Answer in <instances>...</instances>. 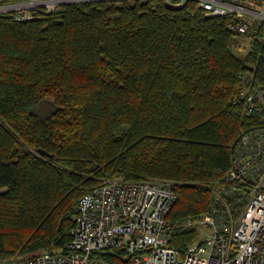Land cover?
Returning <instances> with one entry per match:
<instances>
[{
	"label": "trees",
	"instance_id": "obj_1",
	"mask_svg": "<svg viewBox=\"0 0 264 264\" xmlns=\"http://www.w3.org/2000/svg\"><path fill=\"white\" fill-rule=\"evenodd\" d=\"M169 3L0 15V261L67 252L80 197L107 176L175 183L168 245L183 252L196 240L179 224L204 214L213 191L224 196L235 141L254 125L239 91L264 96V41L238 55L234 16ZM45 99L59 110L40 120L30 109ZM98 255L131 264L120 250Z\"/></svg>",
	"mask_w": 264,
	"mask_h": 264
},
{
	"label": "built area",
	"instance_id": "obj_2",
	"mask_svg": "<svg viewBox=\"0 0 264 264\" xmlns=\"http://www.w3.org/2000/svg\"><path fill=\"white\" fill-rule=\"evenodd\" d=\"M186 1L178 0L176 5ZM193 1L209 15L234 16L227 27L237 34L264 41L259 32L264 23V0ZM62 2L0 3V15L29 20L36 11L49 12L44 7ZM237 103L254 125L235 141L231 167L221 182L224 196L213 191V201L204 214L180 222L183 228L196 227L201 232L183 252L168 245L174 225L167 215L177 199L175 183L107 176L80 197L67 252H45L0 264H107L98 255L107 249L125 252L131 264H264V96L241 90ZM225 195L232 196V202ZM235 203L234 212L230 204Z\"/></svg>",
	"mask_w": 264,
	"mask_h": 264
},
{
	"label": "rangeland",
	"instance_id": "obj_3",
	"mask_svg": "<svg viewBox=\"0 0 264 264\" xmlns=\"http://www.w3.org/2000/svg\"><path fill=\"white\" fill-rule=\"evenodd\" d=\"M28 1V0H27ZM27 1H23V2H27ZM63 2L62 3H59V4H56L54 6H51L50 8H46L44 7V9H49L50 11H53V10H56L57 8H59V6L63 5V4H68V3H74V2H80V1H74V0H62ZM66 1V2H65ZM71 1H74V2H71ZM97 1V0H96ZM110 1V0H108ZM23 2H13V3H23ZM53 2V1H52ZM39 8V7H38ZM23 12H26V10L24 9H21ZM31 12H33V10H29L27 13L28 14H31ZM5 16V15H4ZM35 17V16H34ZM232 41H233V50L236 54L238 55H242L246 52V50H248V47H249V43H250V40L248 39L247 36H244V35H235L233 38H232ZM201 232H198L197 233V237L198 235L200 234ZM204 233V232H203Z\"/></svg>",
	"mask_w": 264,
	"mask_h": 264
},
{
	"label": "water",
	"instance_id": "obj_4",
	"mask_svg": "<svg viewBox=\"0 0 264 264\" xmlns=\"http://www.w3.org/2000/svg\"><path fill=\"white\" fill-rule=\"evenodd\" d=\"M78 1L82 2V1H90V0H78ZM57 110H59V106L55 105L52 101L45 99L40 101L36 106L32 107L30 109V114L37 117L40 120H45L48 117H50L53 113H55Z\"/></svg>",
	"mask_w": 264,
	"mask_h": 264
},
{
	"label": "bare ground",
	"instance_id": "obj_5",
	"mask_svg": "<svg viewBox=\"0 0 264 264\" xmlns=\"http://www.w3.org/2000/svg\"><path fill=\"white\" fill-rule=\"evenodd\" d=\"M66 2V1H65Z\"/></svg>",
	"mask_w": 264,
	"mask_h": 264
}]
</instances>
